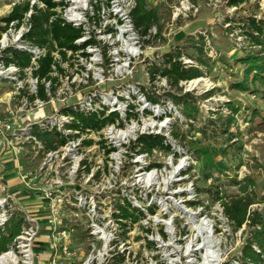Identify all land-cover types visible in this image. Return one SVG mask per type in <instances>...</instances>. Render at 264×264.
Returning a JSON list of instances; mask_svg holds the SVG:
<instances>
[{
    "label": "built area",
    "instance_id": "obj_1",
    "mask_svg": "<svg viewBox=\"0 0 264 264\" xmlns=\"http://www.w3.org/2000/svg\"><path fill=\"white\" fill-rule=\"evenodd\" d=\"M23 1L25 0H10L9 6L12 9L15 4ZM27 1L29 8L19 19L10 21L0 34V54L5 49L12 48L25 50L30 55L28 64L24 66L6 64L0 60V83L10 88L5 100L10 117L3 119L0 116V149L16 155L27 151L32 158H40L39 171L48 176L53 174L49 184L44 187H34L33 183L38 175L34 178L27 174L21 175L25 186L36 191L37 197L45 204L52 264H72L70 260L77 257L76 251L68 244L66 229L62 224L65 207L80 210L89 219L88 233L91 242L86 258L79 264H138L135 259L138 253L132 252L130 256V251L122 247L124 241L120 238L119 230L120 228L124 232L134 223L127 220L126 226L121 227L126 220L120 217V209L118 206L115 208L107 205L103 194L105 188H97L98 184L126 183V178L123 182L118 178L121 156L127 152L125 146L128 148L130 143L135 144L139 135L156 134L151 131L153 124L146 120H142L141 124L138 122L140 120L135 117L133 104L122 103L123 84L113 85V82L121 80L126 74L128 62L138 59L143 53L140 44L142 37L131 18L136 0H53L55 6L51 10L54 14L50 21L58 17L63 23L78 29L80 35L73 41V48H61V51L56 49L51 53L54 64L48 78L42 79L34 75V71L38 68V59L44 56L45 49L31 45L24 37L31 28L34 7L45 9L46 5L38 0ZM173 9L172 22L197 10L188 0H180ZM149 33L156 35V26H152ZM124 60L127 61L126 64L123 63ZM180 60L184 64L191 61L184 56ZM158 78L160 76L156 77ZM39 84L43 85L44 98L38 96ZM90 84L93 87H111L101 91L89 90L86 87ZM139 91L147 103L158 105L148 101L141 88ZM76 97L78 100H75ZM46 107H52L53 110L48 116L40 113V117L37 113ZM145 109L148 107L144 106L143 110ZM76 111L85 114L95 112L101 118L111 116L112 119L98 130L81 124L76 127L73 126L79 122L74 116ZM36 129L55 131L64 141L60 145L54 144L52 148L46 147V142L34 133ZM93 131L101 135L98 140L90 136ZM132 150V155L135 156L133 162L138 166L154 151H141L139 145H135ZM157 166L142 164L137 167L132 184L152 189L163 178L164 171H159ZM77 177L84 189L73 186ZM63 178L67 184L63 183ZM89 184H95L96 188L89 190ZM66 185L73 188H67ZM13 199L15 198L10 193H4L0 197L1 229L12 214L10 201ZM133 199L132 203H137V198ZM152 204L138 203L136 207L131 206L137 209L139 218L150 215L158 218L160 215L155 214ZM156 207L162 216L155 221L160 229L156 233V240L146 238V245L149 241L150 246L155 247L156 244L158 248L162 246L166 249L168 233H173V219L178 214L172 213L167 203H158ZM212 210L211 214L183 210L188 222H185L186 230L182 233L183 239H180L179 246L185 252L181 259L186 264L223 263L219 235L227 232L233 222L224 213L222 205L215 204ZM23 216L24 222L19 234L0 256L12 254L14 260L9 264H38L34 255V243L41 227L35 218L24 213ZM243 226L236 231L238 235ZM145 229H149L148 232L144 230L147 234H152L150 228ZM191 232L195 235L192 236ZM58 252L60 256L53 258L52 255ZM146 264L152 263L150 261Z\"/></svg>",
    "mask_w": 264,
    "mask_h": 264
},
{
    "label": "rangeland",
    "instance_id": "obj_2",
    "mask_svg": "<svg viewBox=\"0 0 264 264\" xmlns=\"http://www.w3.org/2000/svg\"><path fill=\"white\" fill-rule=\"evenodd\" d=\"M179 1L146 0L147 6L156 10L158 18L156 28L160 27L159 38L152 39L148 45L143 43L142 38H140L143 53L138 59L128 62V69L121 80L113 82V85L123 84L121 90L123 99L121 101L124 105L126 102L134 105L133 112L136 113L135 117L139 118L140 121L138 122L141 124L142 120H146L153 124L151 131L165 136L173 149V151L154 149L141 163V165L148 164L149 166L158 165V170L164 171L162 180L160 179V182H157L152 189L132 184L135 170L141 166L135 165L133 162L135 156L132 155L133 150L130 147L132 143L129 146L127 145L128 148L126 146L124 148L127 152L121 156L118 172V178L122 179V182L126 178L127 182L98 184L97 187L105 188L103 193L105 202H107V205H112V207L117 208V204H123L124 198H126L135 207L138 203L146 205L152 202L151 206L154 207L155 214L160 215L159 217L162 216L156 207L158 203L160 205L167 203L171 212L178 214L173 219L171 230L173 233H168L169 241L166 249L162 246L158 248L156 244L155 247L146 245V238L151 241L157 238L156 233L160 227L155 225V221L160 219L159 217L152 215L140 217L124 232L119 228L120 238H123L124 241L122 247L130 251V256H132V252L138 253L135 258L138 264H146L150 261L152 264H186L181 259L185 252L179 246L180 239H183L182 233L186 230L185 222H188L183 210L211 214L215 204L221 206L222 202L242 195L241 189L237 185L239 181H241V184H247V194L255 200V203L248 207V212L255 210L264 217V126H261L260 121L257 119L252 120L255 110L261 111V114L264 115V104L260 94L253 91L258 86H253L248 82L247 90L236 87V83L243 79L244 66L239 58L244 52L248 51L241 47L245 44H242L244 36L241 33L240 26L246 17L264 19V0H250L239 7L228 6L226 0H188V3L197 9L196 12H189L172 22L171 14L173 8L178 6ZM9 4L10 0H0V18L10 11ZM199 36H203L210 42L216 54H219L218 57L213 54L214 52L206 49L208 55L207 57L205 55L201 57L203 63L196 61L198 55L193 47L194 43L190 41V37L198 39ZM178 49H181V56L191 60L188 61L190 63L186 64L188 67H197L202 72V75L198 78L179 83L181 93L189 92L193 96L189 99L191 105L197 107L198 112L189 111L190 116L182 114L180 109L164 95L167 91L177 94H179V91L171 88L165 78L163 80L160 77L150 81L147 72L148 64L151 61H155L158 57H163L166 53ZM123 63L126 64L127 61L124 60ZM198 79L200 81L195 82ZM109 87L111 86H107V88L106 86L93 87V84H90L86 88L101 91ZM141 87H144L148 94L153 92L159 94L161 103L158 105L147 103L143 94H140L139 88ZM9 89L0 83V116L3 119L10 117L5 104L6 93ZM206 92H211L210 96L204 97L203 94ZM129 94L131 95L128 96ZM75 100H78V97ZM95 102H98V100H95ZM144 106L148 109L143 110ZM229 106H233L237 111L233 113ZM52 110V107H46L37 114L40 117L41 114L48 116ZM172 128H176L182 138L172 139L170 135ZM34 133H36V130ZM90 136L94 140L101 137L96 131L91 132ZM192 140L195 146H208L211 148L217 169L210 170L207 177L204 173L203 161L197 159L187 146ZM17 158L18 154L2 152L0 149V170L5 167L7 172L4 171L3 173L6 176L14 174L17 177L20 172L19 168L25 167V161H17ZM31 159L32 169L28 171L33 172L27 175L33 178L38 175V179L33 184H41V187H44L49 184L53 174L48 176L38 170L39 157H31ZM76 179L73 186L83 188V184L78 181V177ZM2 180L3 177L0 173V197L4 193H8L4 180ZM63 183L67 184L64 178ZM73 186L68 187L66 185L67 188H73ZM92 187L96 188L95 184H89V190ZM19 190H21L17 192L20 195L19 200L25 201L23 197L26 198L28 195L35 197L36 195V191L30 189L22 188ZM134 197L137 198V203H132ZM195 201L199 203L193 205L192 202ZM10 202L12 205L11 212L21 211L17 208L18 204L15 199ZM62 218L68 244L71 249L76 251L77 256L70 261L72 264H79L81 260L86 258L91 242L88 233L89 219L80 210H71L66 207ZM40 226L39 238H36L42 242L40 253H45L43 257H46V254L49 257L51 243L49 231L46 229L48 222L46 220L42 221ZM145 228H150L152 234H147L144 231ZM244 228L245 226H243L241 234L238 235L237 230L232 225L229 226L227 232L219 235L221 237L222 264L235 262L247 234ZM191 235L193 236L195 233L191 232ZM34 255L35 257L38 256L36 250H34ZM52 256L58 258L60 254L58 252Z\"/></svg>",
    "mask_w": 264,
    "mask_h": 264
},
{
    "label": "trees",
    "instance_id": "obj_3",
    "mask_svg": "<svg viewBox=\"0 0 264 264\" xmlns=\"http://www.w3.org/2000/svg\"><path fill=\"white\" fill-rule=\"evenodd\" d=\"M38 1L45 3L46 8L37 9L34 7V13L31 16V28L24 38L31 45H36L45 49V54L38 59L39 66L34 71V75L42 79L48 78V73L51 70V66L54 64L51 53L56 49L61 51V48H73V41L80 35V31L69 24L63 23L58 17L50 21L51 16L54 14L51 10L55 6L53 0ZM249 1L250 0H226V4L231 7H239ZM28 8L29 2L27 0L20 4H15L7 15L0 18V34L6 29L10 21L19 19ZM131 18L139 35L142 38L145 37L143 43L148 45L151 43L152 39L156 40L159 38V26L156 35L152 36L149 33L151 27L158 24V18L156 10L154 8H149L146 4V0H136V5L131 11ZM240 28L244 36V42L242 44H245L241 47L248 51L244 52L239 58L244 66L243 79L236 83V87L247 90L248 82L253 86H258V88H254L253 91L260 94V98L264 104V19L246 17ZM146 36H148V38H146ZM190 41L194 43L193 47L198 55L196 58L197 62L203 63L201 57L204 55L207 57L208 54L206 49H209L210 52H214L213 54L217 57L219 56V54H216L210 42L203 36H199L198 39L190 37ZM181 55V49L168 52L163 57H158L157 60L151 61L148 64L147 72L150 81H154L157 76H160L165 78L171 88H175L179 91V94L167 91L164 95H166V98L169 99L173 105L180 109L182 114L190 116L189 111L197 113L198 110L197 107L191 105L189 101L193 96L189 92L181 93L179 83L198 78L202 75V72L197 67H188L186 64L182 63L180 60ZM29 57L30 55L27 51L12 48H7L0 54V60L4 63H12L21 66L28 64ZM141 91L151 103H161V96L156 94V92L148 94L144 87H141ZM210 94L211 92H206L203 96L208 97ZM38 96L44 98L42 84H39ZM229 108L233 113L237 111L233 106H229ZM74 116L79 122L74 123L73 126L77 127L81 124L82 126L91 127L95 130L100 129L104 123L112 119L111 116L101 118L95 112L85 114L76 111L74 112ZM255 119L260 121L261 126H264V115L261 114V111L255 110L253 112L252 120ZM36 134L41 140L46 142V147L49 148L54 147V144L60 145L64 141V138L59 136L55 131L48 132L36 129ZM170 135L172 139L182 138L176 128H172ZM193 142L192 140L187 146L197 159L203 161V169L207 177L210 170L213 171L217 169L215 158L211 152V148L208 146H195ZM135 145H139L141 151L147 152H151L153 149L173 151L171 144L160 134L139 135L131 148L133 149ZM237 185L241 189L242 195L221 203L224 213L233 222L234 229L238 230L244 225V229L247 231L240 253L236 256L235 262L232 264H264V217L260 212L255 210L248 212V207L255 203V200L247 194V184H241V181H239ZM197 203L199 202H192V204ZM117 206L120 209V217L126 220L122 222L121 227L124 228L126 226L127 220L131 223L137 222L139 218L138 211L131 206V203L126 198H124L123 204H118ZM23 222L24 216L22 212H12L8 222L0 229V254L8 249L14 238L19 234ZM145 231L148 232L149 229H145ZM147 245L150 246L151 243L147 241ZM224 264L229 263L226 262Z\"/></svg>",
    "mask_w": 264,
    "mask_h": 264
},
{
    "label": "crops",
    "instance_id": "obj_4",
    "mask_svg": "<svg viewBox=\"0 0 264 264\" xmlns=\"http://www.w3.org/2000/svg\"><path fill=\"white\" fill-rule=\"evenodd\" d=\"M28 156H31L27 151H23L20 154H18L17 161L22 160L25 161V167H21L20 172L18 173V176L16 177L14 174L13 175H8L6 176L5 173L7 171L5 167L0 170V173L3 177L4 180V185L6 186V190L8 193L12 194L15 198V201L18 204V209L21 210L24 214H27L33 218H35L39 225L42 221H45V216H46V209H45V204L43 201H41L38 197L37 194L35 197H32L31 195H28V197H23L25 201L22 199L19 200L20 195L17 194V192H20L22 188L29 189L25 186L24 181L21 178V175L23 174H30L33 171H28L32 169V159L31 157L29 158ZM5 171V173H3ZM26 172V173H25ZM2 180V181H3ZM34 187H41V184H33ZM41 227V226H40ZM47 229V228H46ZM40 234V233H39ZM39 238V237H38ZM41 244L42 242L39 241V239H36L34 243V250L38 252L37 256V262L39 264H51V251L49 250V257H47L48 254H46V257H43L45 253H40L41 250ZM38 257H41L38 259ZM47 261V262H45Z\"/></svg>",
    "mask_w": 264,
    "mask_h": 264
},
{
    "label": "bare ground",
    "instance_id": "obj_5",
    "mask_svg": "<svg viewBox=\"0 0 264 264\" xmlns=\"http://www.w3.org/2000/svg\"><path fill=\"white\" fill-rule=\"evenodd\" d=\"M198 81H200V79H198L195 82H198ZM195 82H192V83H195ZM13 260H14V257L12 254H4L3 256L0 257V264H8V263H11Z\"/></svg>",
    "mask_w": 264,
    "mask_h": 264
}]
</instances>
